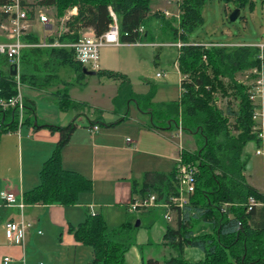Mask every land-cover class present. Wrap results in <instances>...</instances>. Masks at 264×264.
<instances>
[{"label":"trees","instance_id":"1","mask_svg":"<svg viewBox=\"0 0 264 264\" xmlns=\"http://www.w3.org/2000/svg\"><path fill=\"white\" fill-rule=\"evenodd\" d=\"M205 1L179 2L180 37L185 44L179 47L175 59L181 76L178 100L156 105L153 102L154 84L148 83L146 93H136L127 75L111 70L96 71L98 76L119 81L112 102L115 107H122L126 116L128 104L133 102L140 111L151 114L155 127H180L201 141L196 150L181 152L183 162L195 166L196 172L195 190L182 217L178 212L176 226L167 224L165 227L164 244L174 249L176 255L164 260L148 258L141 264H264V193L247 182L246 163L242 157L248 142H254L258 147L261 144V127L253 119L258 106L250 99L252 93L249 90L253 86L236 78L239 73L259 68L264 63V50L260 51L252 44L210 42L214 44L207 46L188 41L189 33L202 22L200 9ZM230 1L236 7L251 2ZM39 3L54 6L58 15L67 8H77V13L65 22L67 30L57 37L62 43L75 42L79 32L86 28H92L97 35L105 32L112 22L110 9L117 19L121 43L142 41L148 36L144 25L150 12L149 0H40ZM141 26L143 32L139 31ZM30 38L38 40L37 36ZM55 38L51 36L49 41ZM172 38H178L177 29H172ZM260 52L262 59L258 58ZM63 64L75 67L80 77L85 76L71 47L25 48L21 57L20 82L45 89V84L58 81L57 70ZM0 66V97H9L17 91L16 78L5 68L6 62L2 58ZM250 75L257 77V74ZM63 84V88L54 92L56 102L63 110H77L78 116L79 107L86 103L73 101L69 83ZM218 97L226 99L225 110L218 106ZM25 106L29 115L34 112L32 102H25ZM93 121L103 123L101 117ZM48 127L58 132L59 138L52 154L42 163L39 183L26 190L23 198L28 204L72 205L80 193L92 190L90 179L65 169L61 163V149L69 141L77 122L73 119L66 125ZM175 185L176 167L169 173L145 171L141 181L133 180L131 190L142 198L150 193L167 198L176 192ZM249 198L259 204L248 207ZM194 218H201L205 223L196 235L191 228ZM135 228L131 222L111 227L100 213H89L80 223L69 225L68 231L77 242L91 248L92 258L88 264H127L125 253L135 242ZM184 247L199 249L204 258L196 262L185 261L182 257Z\"/></svg>","mask_w":264,"mask_h":264},{"label":"crops","instance_id":"2","mask_svg":"<svg viewBox=\"0 0 264 264\" xmlns=\"http://www.w3.org/2000/svg\"><path fill=\"white\" fill-rule=\"evenodd\" d=\"M56 39L58 40L57 37L54 40ZM100 69L110 70L102 66H100ZM84 75L87 76L86 74ZM165 76L166 72L161 73L159 76L156 75V77ZM261 77L263 81L262 92L255 98V103L258 106L257 111L260 113L256 121L262 126L261 144L258 147L254 142H248L245 145L242 157L246 163L244 175L247 182L264 193V158L261 154H257L258 149L264 152V64L261 70ZM147 87L149 89V84ZM155 87L153 102L156 105L179 99L180 86L178 97L166 102L154 100L157 93V86L155 85ZM116 92L117 90L109 98L110 103L107 108H101L92 99L84 100L69 92L72 100L87 102L90 110L93 108L101 109L103 123L92 122L95 118L93 117L94 115L81 110L77 116L78 111L75 109H71L75 110L76 114L70 118L68 115L54 113L48 117L39 118L38 122V117L35 116L34 102L24 99V103H33L34 112L30 116L27 112L28 108L25 106L22 125L19 128L14 125L13 129L18 130L9 132V135L14 132V137L10 140L11 143L13 142L12 148L17 163V175L14 178L4 176L3 173L5 169L7 170V164H5L0 155V193L4 190H11L17 195H23L26 190L33 188L39 183V170L42 163L52 154L59 138L58 132L51 131L48 126L51 124L56 126L66 125L73 119L76 120L77 127L72 132L67 144L61 149V163L65 169L79 172L90 179L92 181V190L80 193L77 202L70 206L58 203L45 205L33 203L26 205L23 209V216L33 224L26 233L23 245L10 244L5 237L4 231L5 222L20 219L21 211L17 207L4 205L0 197V264H27V258L31 259L30 262L36 259H44L45 264H55L59 257L63 258L65 256L68 258L72 255L75 258L77 250L84 244L74 239L73 234L68 231L69 225L80 223L89 213H100L107 225H114L112 220L116 221L118 219L123 208H125L126 212L128 211L127 200L135 201L142 198L141 195L132 192L133 180L141 181V176L145 171L169 173L176 167L177 157L183 150L193 151L197 149L196 143L193 142L195 134L183 132L178 127H170V125L167 128L155 127L151 114L140 111L133 102L128 104L127 116L122 107L114 106L115 109H113L112 98L116 95ZM105 113L113 114L114 118L105 122ZM29 116L31 118L25 122V119ZM80 116H85L86 121L81 120ZM121 117H123L122 120L120 119ZM106 123L114 124L106 125ZM24 124L30 127L29 133L25 132V136L21 135V128ZM91 124H97L99 126L98 130L91 132L89 130ZM187 134L192 135L190 136V141L185 137L189 136ZM25 140H32V144H35L30 159H27V167H25L23 160ZM6 142L10 143V141ZM4 143L5 141L0 140V154L6 148ZM147 209H138L144 215L147 224L153 225V223H156L155 216L161 214H163V219L169 223L164 218V210L162 208L151 207ZM74 212H77L75 220H73ZM138 221V226H140L142 222L141 220ZM126 222L131 221L126 220ZM131 223L133 224V222ZM44 226L49 228V232L46 230L44 232ZM172 226L175 227V225ZM38 230L41 232L37 233ZM164 233L165 230H163V235L159 242H163ZM52 240L58 243L56 251L42 250L43 248H48ZM135 241L136 243L138 241L136 237ZM136 243L127 249L125 259L135 249L136 256L133 258L132 264H141L143 258L138 247H136ZM71 248H73V254L71 253ZM165 252L166 250L163 249L160 253L165 254ZM5 256L10 257L7 263L3 262ZM148 258L153 257L150 256ZM90 259L87 260V264ZM131 262L132 260L130 259L127 264ZM39 264L43 263L39 262Z\"/></svg>","mask_w":264,"mask_h":264},{"label":"rangeland","instance_id":"3","mask_svg":"<svg viewBox=\"0 0 264 264\" xmlns=\"http://www.w3.org/2000/svg\"><path fill=\"white\" fill-rule=\"evenodd\" d=\"M27 1L32 2L38 7L37 9L39 11L55 21V30L57 32L61 30L63 25L62 19L68 17L73 8H67L63 14L58 15L54 6L41 4L39 3L40 0ZM179 2L180 0H149L150 12L144 25L148 33L147 39L142 40V44H121L114 47H104L99 51L100 66L127 75L130 79L132 89L136 93L146 92L148 89L147 82L155 84L157 86V93L154 100L160 102L176 99L179 93L180 74L177 69L178 62L175 59L178 54V45L182 46V44H185L180 37L182 29L179 26L181 14ZM200 13L202 22L189 33L188 41L190 42L198 41L201 44L210 46L214 44L210 42H217L219 44L227 43L228 45H255L264 41V0H251V2L246 3L242 7H236L234 2L230 0H206L201 6ZM232 14L237 16L234 20L230 19V15ZM172 29H177V39L172 38ZM157 72H166V76L156 77ZM79 73L75 67L69 64H63L57 70L58 81L45 84L47 86L45 89L35 88L27 82H20L18 90L24 99L34 102L35 116L38 117V122L40 120L39 118L48 117L54 113L68 115L69 118L76 114L75 110H62L56 103L54 92L59 88H63V83L65 82L69 83V92L77 97L79 96L78 98L84 100L92 99L101 108L108 107L110 103L109 98L118 89L119 81L104 75L80 77ZM250 73L256 74L251 69L237 74L236 78L247 85H252L253 88L249 90L252 93L257 77L252 78ZM225 100L223 97H218L217 99L218 106L223 110L226 107ZM255 100L252 101L255 102ZM85 103L86 105L79 107L81 111L88 112V114L92 113L94 115L93 117H95L94 119L101 117V109L93 108L90 110L88 103ZM114 106L113 109H115ZM80 118L86 121L85 116H80ZM113 118L114 115L111 113H105L104 115L105 122ZM29 128V126L24 124L21 128V135L25 136V132L29 133ZM9 134H0V140L5 141L4 144L6 145V148L3 150L4 152H1L0 155L5 164H7V170L5 169L3 173L4 176L14 178L17 175V163L12 148L13 142L11 143L10 140L13 139L14 132L12 135ZM190 136L192 135L185 136L188 141H190ZM193 138V142L198 146L201 142L200 139L197 136H193ZM6 141H10V143ZM34 145L32 144V140H25L23 149L25 167H27V159H30L31 153L34 151ZM128 202L129 200H127ZM144 210L148 209L145 208ZM162 215H156V223L149 225L145 222V217L140 210L128 209L126 212L125 208H123L116 221L111 219L114 225L110 226H119L126 222V220H130L135 226V222L141 220L142 224L135 228L134 240L136 237L138 241L134 243L139 244L136 247H138L143 260H146L150 256L164 260L176 255L174 249L164 244L166 240L163 239V242H159L167 224L170 223V226H176V214L172 213V220L169 223L163 219ZM73 216V220H75L77 218V212H74ZM200 219L194 218L191 222V228L194 229L195 235L198 234L197 230L199 227H204L205 225ZM76 224L74 223V225ZM45 230L49 232V228L46 226H44V232ZM50 245L48 248H43L42 250L56 251L58 243L52 240ZM163 249L166 250L165 254L160 253ZM71 253L73 254V248H71ZM135 256L136 252L134 249V252H130L129 257L125 259L126 263L131 259L132 262L129 264H132ZM91 257V248L84 245L77 250L75 258L72 255L68 258L65 256L63 258L59 257L55 264H87V260ZM182 257L185 261L196 262L204 258V253L196 248L184 247ZM30 260V258H27V264H39V262L45 264L44 259H36L32 262Z\"/></svg>","mask_w":264,"mask_h":264},{"label":"built area","instance_id":"4","mask_svg":"<svg viewBox=\"0 0 264 264\" xmlns=\"http://www.w3.org/2000/svg\"><path fill=\"white\" fill-rule=\"evenodd\" d=\"M178 1V0H175ZM32 2L27 0H0V58L6 62V69L10 71L12 66H16L17 91L9 97H0V134L17 131L18 129H11L10 126L15 125L19 128L23 123V113L25 111L24 97L19 92L20 85V65L22 52L25 48L34 47H71L74 51L75 60L82 65V67L97 71L100 69L99 65V51L105 46H119L122 43L118 39V25L117 19L113 11L110 9L112 22L109 24L107 30L102 34L97 35L92 28H86L79 32V37L75 42L62 43L59 40L49 41V37L55 35L59 37L60 34L67 30L65 22L77 13V8L73 7L70 15L62 19L63 25L61 30H55V21L48 15L37 9ZM167 14V13H166ZM143 32V27L139 28ZM37 36L38 40L30 38V36ZM132 44H142L141 41ZM260 51L264 50V41L255 44ZM180 47V45H178ZM259 59L263 58L260 52ZM263 64L259 68H254L253 71L257 74L255 86L250 96L254 100L257 95L262 92V77L261 70ZM177 67V64L175 63ZM178 69V67H177ZM180 74V73H179ZM157 76L161 73H157ZM181 77V76H180ZM259 112L256 111L253 119L257 120ZM262 128V126H260ZM99 126L91 124L89 130L91 132L97 131ZM181 129L180 127H178ZM261 137V133H260ZM257 154H261L264 158V152L260 149ZM195 166L184 163L181 154L177 157L176 163V192L169 195L167 198L159 197L156 193H150L148 196L139 198L135 201L128 202L129 209H145L151 207H160L164 210V218L168 221L172 219V213H180L190 202V196L195 190ZM0 197L4 205L17 207L21 211V218L19 220H8L4 224L5 237L12 245H23L26 233L32 227V222L25 219L23 216V209L28 203L25 202L23 195H17L11 190H4L0 193ZM253 198H249L248 207L251 205H258ZM41 231L38 230L37 233ZM10 260L9 256L3 258V262L7 263Z\"/></svg>","mask_w":264,"mask_h":264},{"label":"water","instance_id":"5","mask_svg":"<svg viewBox=\"0 0 264 264\" xmlns=\"http://www.w3.org/2000/svg\"><path fill=\"white\" fill-rule=\"evenodd\" d=\"M236 17H237V16H236L235 14L230 15V19H231V20H234ZM82 72H83L84 74H86V75H95V74H96V71H94V70H88V69H86V68H84V67L82 68ZM16 73H17L16 66H12V69H10V74H11L12 76H15ZM138 225H139V221H136V222H135V226H138Z\"/></svg>","mask_w":264,"mask_h":264}]
</instances>
